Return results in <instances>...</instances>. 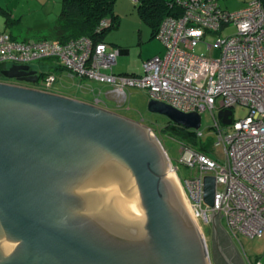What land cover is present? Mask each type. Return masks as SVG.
<instances>
[{"label": "water", "instance_id": "obj_1", "mask_svg": "<svg viewBox=\"0 0 264 264\" xmlns=\"http://www.w3.org/2000/svg\"><path fill=\"white\" fill-rule=\"evenodd\" d=\"M1 74L32 84L47 75L29 66ZM148 110L186 130L201 124L153 100ZM230 116L217 112L224 126ZM149 130L83 101L0 84V264L208 263L198 227L195 238L181 223L189 215ZM215 186L203 178L208 208Z\"/></svg>", "mask_w": 264, "mask_h": 264}, {"label": "built area", "instance_id": "obj_2", "mask_svg": "<svg viewBox=\"0 0 264 264\" xmlns=\"http://www.w3.org/2000/svg\"><path fill=\"white\" fill-rule=\"evenodd\" d=\"M171 7L174 15L164 18L155 34L165 53L145 60L142 75L112 73L120 53L109 51L105 42L94 44L85 37L64 43L19 41L0 32V84H7L1 72L12 66L49 60L51 70L59 67L70 76L113 86L121 102L126 97L125 89L138 88L146 90L151 100L184 114L201 115L208 110L218 134L216 142H204L201 132L194 131V137L205 146L212 144V149L200 154L182 143L180 160L193 170L182 192L207 253L199 224L211 223L212 210L215 214L219 211L218 224L224 220L231 232L250 239L264 235V0H252L235 12L223 10L217 0H174ZM245 23L247 28L243 27ZM109 26V20L103 21L100 29ZM210 37L215 43L207 44V50H217L216 56L213 52L209 56L195 54L194 48ZM46 73L32 89L55 94L56 76ZM99 103L98 99L93 102L95 106ZM237 106L246 108L247 114L235 121L233 111ZM215 111L231 112L227 125L230 132L222 133L220 126L224 125ZM216 148H222V153ZM171 169L176 176L172 165ZM206 176L216 180L212 208L203 204Z\"/></svg>", "mask_w": 264, "mask_h": 264}, {"label": "rangeland", "instance_id": "obj_3", "mask_svg": "<svg viewBox=\"0 0 264 264\" xmlns=\"http://www.w3.org/2000/svg\"><path fill=\"white\" fill-rule=\"evenodd\" d=\"M250 1L252 0H218L221 7L227 8L229 11H237ZM59 11V0H0V32L10 34L19 41L44 38L49 34V29L55 25ZM113 15L118 19V29L106 31L103 35V41L108 44L107 49L109 51L120 50L128 52V54L117 57L112 73L116 75H142V63L155 56L162 57L165 53V47L159 39L151 37L149 27L136 11L134 0H116ZM214 43L215 38L210 37L203 43H199L194 48V53L200 56H209L213 52V55L216 56L217 50L213 49L209 52L206 46L207 44L214 45ZM50 63L49 60L35 61L31 66L38 71H48L56 76L55 94L75 98L79 101H81L79 98H83L90 103L94 99H98L102 103L110 105L111 109L120 115L150 129L148 133L156 138L170 164L176 169V178L179 179L177 180L180 185L179 191H176L187 214L192 219L190 208L183 196L182 186L185 188V180L193 176V170L180 163L183 153L182 145L165 129L170 124L169 119L148 110V103L151 99L146 90L125 89V100L120 102L112 95L115 91L113 86L70 77L67 71L60 68L55 69L54 67L51 70ZM220 100V98L217 99L216 107H218ZM246 112V108L237 106L233 111V120L238 121L244 118ZM200 116L201 124L198 130L202 134L203 141L216 142L218 134L213 128L211 113L205 110ZM220 127L223 134L230 132L229 126ZM209 147L212 149V144H209ZM215 151L221 154L222 148H216ZM212 224V222L199 224L209 246L212 239ZM219 226L228 236L244 264H255L259 260L264 262V235L261 238L250 239L242 234L231 232L224 220L220 221Z\"/></svg>", "mask_w": 264, "mask_h": 264}, {"label": "trees", "instance_id": "obj_4", "mask_svg": "<svg viewBox=\"0 0 264 264\" xmlns=\"http://www.w3.org/2000/svg\"><path fill=\"white\" fill-rule=\"evenodd\" d=\"M60 12L49 34L36 41H56L64 43L75 38H89L94 44L104 42L103 35L110 29H118V19L113 15L116 0H59ZM139 17L149 27L151 37L155 34L163 19L174 15L171 4L174 0H134ZM110 21L108 28L100 29L103 21ZM7 24V23H6ZM27 41V39H25ZM59 67H55V69ZM61 69V68H60ZM62 70V69H61ZM131 75V74H130ZM43 76V75H42ZM170 136L178 142L186 143L200 154L210 152L209 144L203 145L196 139L195 132L169 124L165 127Z\"/></svg>", "mask_w": 264, "mask_h": 264}, {"label": "flooded vegetation", "instance_id": "obj_5", "mask_svg": "<svg viewBox=\"0 0 264 264\" xmlns=\"http://www.w3.org/2000/svg\"><path fill=\"white\" fill-rule=\"evenodd\" d=\"M29 69L33 70V71H36L32 66H29ZM43 79H45V76H40L38 81L36 83H34V84L28 83V82H25V81H18L16 79H6L4 81L8 85L10 84V85H14V86H17V87H22V88H27V89L33 90L32 89V85L39 84L40 81H42ZM84 103L87 104V102H84ZM88 104H90L92 106H95L93 103H88ZM96 107L100 108V109H104V110H106L108 112L114 113V114H116L118 116H122L118 112H115L112 109H106V108L102 107L100 104L97 105ZM179 220H181V219L179 218ZM181 223H182V225L184 224L183 226L186 229V231L188 233L190 232L191 235H193L195 238H196V234L199 235V233L197 231V228H196L197 227L196 223L194 221H192V219L190 217H189V219L184 217L183 221ZM212 225H213L212 226L213 227L212 239L210 241V246H209L208 242L206 241L207 242V253H204V258L206 259V256H207L209 262L205 263V264H244L243 261L240 259V256L237 253V251L232 247L227 235H225V233H223V232L220 233L218 228H217L218 226H216L215 224H212ZM219 244H220V247H219ZM222 244L225 245L223 249L221 248ZM209 251H210V255H209ZM223 254L230 256L231 262H229V263L226 262Z\"/></svg>", "mask_w": 264, "mask_h": 264}, {"label": "crops", "instance_id": "obj_6", "mask_svg": "<svg viewBox=\"0 0 264 264\" xmlns=\"http://www.w3.org/2000/svg\"><path fill=\"white\" fill-rule=\"evenodd\" d=\"M218 1V0H217ZM59 3H60V1H59ZM218 4H219V2H218ZM248 3H246L242 8H240V9H238L237 11H239V10H241V9H243L246 5H247ZM219 7L220 8H222L221 7V5L219 4ZM223 9V8H222ZM223 10H226V11H229L227 8H225V9H223ZM60 12V11H59ZM229 12H235V11H229ZM119 51V53L122 55H124L126 52H124V51H120V50H118ZM120 75H128V74H120ZM130 75V74H129ZM68 76H69V74H68ZM71 77V76H70ZM57 81V80H56ZM55 90V89H54ZM112 95L113 96H115V99L116 100H118V101H120L121 102V100L119 99V97L117 96V94L115 93V91L112 93ZM75 99V98H74ZM81 101H83V102H87V103H90V101H88V100H86V99H83V98H79ZM95 101V99L92 101V103ZM99 104L102 106V107H104V108H106V109H111V107H110V105H108V104H105V103H102L100 100H99ZM238 253V252H237Z\"/></svg>", "mask_w": 264, "mask_h": 264}, {"label": "bare ground", "instance_id": "obj_7", "mask_svg": "<svg viewBox=\"0 0 264 264\" xmlns=\"http://www.w3.org/2000/svg\"><path fill=\"white\" fill-rule=\"evenodd\" d=\"M169 167H170V166H169ZM167 170H168V171L166 172L165 176H166L168 173H170V178H171V180H172V183H173L175 189L179 191V189H180V185H179V182H178V180H177V178H176V176H175L173 170L171 169V167H170V168H167Z\"/></svg>", "mask_w": 264, "mask_h": 264}, {"label": "clouds", "instance_id": "obj_8", "mask_svg": "<svg viewBox=\"0 0 264 264\" xmlns=\"http://www.w3.org/2000/svg\"><path fill=\"white\" fill-rule=\"evenodd\" d=\"M243 27H244V28H247V27H248V24H247V23H245V24L243 25Z\"/></svg>", "mask_w": 264, "mask_h": 264}]
</instances>
